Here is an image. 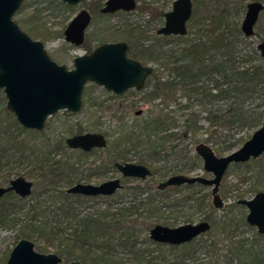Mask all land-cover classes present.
Masks as SVG:
<instances>
[{"label": "trees", "instance_id": "16d2710c", "mask_svg": "<svg viewBox=\"0 0 264 264\" xmlns=\"http://www.w3.org/2000/svg\"><path fill=\"white\" fill-rule=\"evenodd\" d=\"M101 1L94 0L91 7L93 11L98 10ZM47 6L52 9L68 8L61 0H48ZM24 7L25 5H21L18 13ZM242 8L243 4L241 10ZM39 12V8H34L27 18L21 19V22L26 24V32L29 35L44 38L46 34L37 29L36 25H33ZM230 16V8L227 3H217L213 7L203 8L201 4L194 1L191 17L187 23L189 30L187 29L186 34L192 33L190 38H187L186 34L165 37L153 33L152 39L148 41L147 36L142 35L141 31L138 34H130L133 37L127 33L126 36L131 38L129 40V55L145 63L149 61L156 63L154 72L148 77L144 86V88L150 87L148 92H144L142 89L135 93L140 94L142 92L145 94L143 97L145 100L150 101L159 98L161 102L170 103L169 100L173 98L172 95L182 92L187 99H185L184 104L180 105L181 110L185 112L187 109L197 106L199 111L198 113L186 111L182 119L179 120L181 124L177 125L178 130L174 129L176 128L175 118L170 115L172 109L167 108L168 103L164 104L168 113H164V108H162L153 115H151L152 112H149L146 117H140L137 123L131 125L117 122V135L110 139L112 148L124 146L133 141L139 146L144 145L150 149L161 150L168 138L179 137L182 139L189 138L193 145L206 142L212 146L216 154L220 155L236 144L239 139L228 142L216 129L217 125L252 127L262 123L264 120V59L254 46L247 44L250 37L243 35L239 22L230 20ZM206 22L210 27L206 29L207 35H203L201 30L204 29ZM103 40L99 39V42ZM163 69L168 72L166 77L161 76ZM83 96V102H86L84 92ZM255 96L261 98L260 103L257 106H249L251 104L248 102L249 99ZM260 106L262 108L258 109ZM202 111L206 112L205 119L210 126V130L206 131L205 138L199 137L200 130L203 128L199 120V113ZM12 127L17 132L10 131L9 129ZM27 133L29 136L25 135ZM48 139V135L41 131L22 127L11 112L7 111L5 107L1 108L0 165L2 161L10 163L13 160L16 164L20 162L33 163L29 172L25 174L33 175V172H36V181L41 180L46 188H54L56 179L62 174L67 175L69 182H80L81 179H88L97 172L98 166L79 169L81 164L72 160L71 156L74 153L87 156L91 151L97 149L89 152L69 149L63 139H58L54 142V147H60L68 154H64L56 160L52 149H49ZM242 141L244 142L245 139ZM174 148L175 146H171V149ZM262 157L251 159L250 162L259 164L258 162ZM192 158L194 165L199 166L200 157L194 153ZM116 159L117 157H112V160L103 163V167L114 166ZM234 164L242 165L245 163ZM260 168L252 175L254 178L256 177L255 179L260 176L264 177V166ZM151 170L152 175L144 180L123 178L121 180L122 188L111 196H84L90 200L103 199L107 201L112 199L116 203L119 200L122 201L124 196L128 194L130 199L127 203L119 205L115 211H110L114 203L109 201V204L99 211L84 214L68 211L70 207L67 206H58L56 209L50 208L48 205L45 206L53 212L55 221H59L58 216L70 217L71 221L65 227L49 225L43 220V217H46L45 209L39 208L38 204L31 203L27 207V215L22 224L19 225L17 240L26 237L38 243L36 250L49 252L47 247L40 245L41 242L46 241L53 252L64 258L65 264L72 259L92 264H143V254L147 249H142L140 254H137L135 237L140 233H145L143 242L153 243L157 247L161 246L163 243L152 241L146 234L156 222L157 217L153 218V216L159 214L163 203L169 206L179 202L177 197L172 199V203L169 202L173 191L177 193L175 191L177 188L189 189L194 186H203L195 183L157 189L153 184L157 170ZM13 173L20 176L23 174L20 171ZM167 174L168 171L166 170L160 176L163 177ZM4 179L5 183H9L11 180L8 175ZM130 179L135 182L132 185H127V181ZM11 194L13 195V192H8L3 197ZM61 195L62 198L66 199L83 196L68 193L67 189L62 191ZM14 197L16 202L25 199L15 194ZM185 198L190 201L191 206L197 205L198 202L202 205L204 199L201 200V198L191 195H186ZM238 205L237 201H234L228 205L231 207L228 210ZM209 207L214 211V207L210 205ZM232 227L236 231L240 227L252 230L243 215L234 221L233 217L226 214V218L219 229L226 232V228ZM228 234L232 235V232L227 233L226 236ZM96 240L102 242V245L97 247L100 252L90 247ZM211 245L215 244L212 243ZM116 246H128L130 251L134 253L133 257L131 256L123 262L108 258L110 251ZM237 249L241 250L236 255L238 259L245 260L248 264H264V235H259L253 231L251 238L245 240ZM8 253L2 258V264L5 263ZM214 264L221 263L216 260ZM225 264L230 263L225 262Z\"/></svg>", "mask_w": 264, "mask_h": 264}, {"label": "rangeland", "instance_id": "374dc122", "mask_svg": "<svg viewBox=\"0 0 264 264\" xmlns=\"http://www.w3.org/2000/svg\"><path fill=\"white\" fill-rule=\"evenodd\" d=\"M194 1L201 4L203 8L213 7L217 3H227L230 8V20H237L240 24L244 16L246 4L253 0H193V2ZM257 1H260L264 5V0ZM91 2L92 0H86L84 3L80 2L77 5H67L68 8L52 9L47 6L48 0H24L21 5H25V7L18 13L19 8L13 15V19L26 32L27 26L21 22V19L27 18L34 8H39V15H37V20L34 21L33 25H36L37 29L44 32L46 37H32L27 32L26 33L32 39L41 41L44 44L46 52H48L52 59L66 65L68 68H73V58L85 52V45L88 49L94 48L99 42V39H109V41L125 40L129 42L131 38L126 36L127 33L129 35L132 33L138 34L139 31H141L142 35L147 36L148 41L151 40L155 29L163 23V17L160 19L157 15L160 12L163 13L171 9L173 0H137V6L132 12L119 13L111 16L95 15L92 23L86 30L88 40L85 45H71L64 40L62 31L80 8H89ZM242 4L243 8L241 10ZM203 16L205 15L203 14ZM209 27L210 26L206 22L204 29L201 30L203 35H207L206 29ZM59 32L61 34H58ZM186 35L187 38L192 37V33ZM130 36L133 37V35ZM249 37L247 44L254 46L256 49V45L264 40V8L260 12L255 23L253 35ZM143 63L151 65L154 68L156 66V63L153 61ZM167 74V70L163 69L161 76L166 77ZM149 89L150 87L148 86L143 88V91L148 92ZM83 92L86 102H83V107L79 112L72 113L66 110H60L55 115L48 117L45 127L40 130L43 134L48 135V142L50 143L49 149H52L53 156L56 160L60 159L64 154H68L65 153L64 149L54 147V142L56 140L63 139L64 141L66 137L72 134L87 131L101 132L106 135L108 145L105 148L91 151L87 156H81L79 153L71 154L72 160L81 164L79 169L98 166L96 173L92 174L88 179H81L80 182L98 184L115 177H121L114 166L103 167V163L112 160V157H117L116 161L119 162L139 163L146 165L150 169H156L157 173L154 177L155 181H153L154 186L166 177L178 173L189 176L202 175L207 178L213 176L211 173L203 170L201 158L199 166L194 165L192 156L196 153V145H193L189 138L182 139L179 137H170L166 140L167 142L164 143L161 150H154V148L150 149L144 145L139 146L133 141L129 142L127 145L116 148L110 146V139L117 135V122L127 125L137 123L140 117H146L149 112H152L151 115H153L157 110L164 108V104L168 103L167 101H165V103L164 101L161 102L159 98L150 101L145 100L143 98L145 94L142 92L137 94L133 91L126 92L116 97L111 91H107L102 86L92 82H88L85 85ZM172 97L173 98L169 100L170 103H168L167 108L169 110L172 109L170 115L175 118L176 128L174 129L178 130L177 125L181 124L179 120L182 119L184 113L186 111H195L198 113L199 108L194 106L183 112L180 105L185 103L187 97L182 92H177L172 95ZM260 101L261 98L255 96L249 99L248 102L251 103L249 106H257ZM5 102L4 93L0 90V110L4 108ZM261 108L260 106L258 109ZM168 109L164 108L163 112L168 113ZM137 110H141L139 115L135 114ZM205 115L206 112L204 111L199 113V120L203 126L200 130V138H205L207 132L210 130ZM260 125L252 127H228L225 125H217L216 129L219 130L218 132H220L222 137L228 140V142L239 140L230 149H226L220 155L215 154L222 156L237 149L243 144L242 140L248 139ZM9 130L17 132L13 127ZM25 135L29 136L28 133ZM208 145L212 148L210 144ZM171 146H175V148L171 149ZM14 161L15 160L10 163L1 162L0 185L8 184L4 182V178L7 175L9 179H13L20 176L15 175L13 172L20 171L23 173L21 174L23 177L33 182V192L20 202H16V198L14 197L15 193L0 199V264H2V258L10 251L14 243L17 242L19 225L22 224L23 219L27 215V207L31 203L34 205L38 204L39 208L45 209L46 217H43V220L53 227H65L71 220L70 217L63 218L58 216L59 221H55L53 212L45 207L47 205L54 209L58 208V206H67L70 207L68 211L84 214L86 212L99 211L105 205L109 204V202L114 203L112 199L107 201L103 199L90 200L84 196L75 199L62 198V191L66 190L77 181L69 182L67 175L62 174L56 179L54 188H46L41 180L36 181V172H33V175L25 174L29 172L33 163H31L32 165L30 163L26 164L25 162L16 164ZM258 163L259 164H255L248 161L242 165H235L234 163L229 165L220 183L219 194L224 204L219 210L214 209V211H212L209 207V205L213 207L211 202V188L209 186H194L189 189L179 187L175 190L177 193L173 191L171 201L169 202L172 203V199L176 197L179 202H175L169 206L163 203L161 210L158 212L159 214L157 213V216H153V218L157 217V219H155V224L175 227L187 222L196 223L205 219L210 223L211 229L198 236L192 242L175 247H171L167 244H161V246L157 247L153 243L143 242L145 233L138 234L135 237L137 240V246L135 248L136 253L140 254L142 249H147L145 254H143V264H214L216 260H219L221 264H225V262L230 264H248L247 261L238 259L236 255L241 250L237 248H240L245 240L251 238L254 230L252 231L240 227L239 230L236 231L235 228L232 227L230 229L226 228V232H223L219 228L226 218V214L233 217L235 221V219H239L241 215L245 216L247 213V209L243 205H238L235 208L233 207L231 210H228L231 208L230 206L229 208L228 205L238 199L251 198L257 191H264V177L260 176L258 179H255L256 177L254 178L252 176L257 169H261L260 167L264 166V157H262ZM166 170L168 174L161 177ZM134 182L135 181L130 179L127 181V185H132ZM186 195L198 197L201 198V200L204 198L202 205L198 202L197 205L191 206L189 204L190 201H187L185 198ZM129 199V195L126 194L122 201L119 200L114 203L110 211H115L116 207L126 204ZM148 232L146 234H149ZM229 232H232V235L228 234L226 236ZM241 240L244 241L241 242ZM34 243L35 249L38 248V243L35 241ZM212 243L215 245H211ZM40 245L47 247L49 252H53L46 241L41 242ZM100 245H102L101 240H96L93 246L90 247L99 250L97 247H100ZM133 255L134 253L130 251L128 246H116L110 251L108 258L123 262L131 256L133 257Z\"/></svg>", "mask_w": 264, "mask_h": 264}, {"label": "water", "instance_id": "95a60500", "mask_svg": "<svg viewBox=\"0 0 264 264\" xmlns=\"http://www.w3.org/2000/svg\"><path fill=\"white\" fill-rule=\"evenodd\" d=\"M24 0H0V90L6 99L5 109L11 112L24 128L40 131L45 127L47 118L60 110L72 113L83 107L82 93L87 82L102 86L105 90L119 95L130 88L140 90L154 68L142 64L128 55L129 45L125 41L102 43L90 53L73 58V68L52 60L39 40L32 39L13 19ZM67 5H77L82 0H61ZM134 0H106L101 12L132 10ZM263 3L257 0L246 4L240 30L244 36L254 33V26ZM192 13V0H174L171 9L164 14V23L156 30L159 35H185L186 23ZM90 22V15L80 9L66 24L62 34L64 40L74 46L82 44L84 32ZM264 59V40L257 45ZM141 110L135 111L139 115ZM69 149L89 152L107 146L106 135L101 132H83L65 138ZM196 154L202 159V167L211 173V178L202 175L189 176L173 174L156 184L157 189L170 186L199 183L211 187V202L215 209H221L224 201L219 194L222 177L233 163H246L264 154V120L251 136L237 149L226 155L218 156L206 143L195 146ZM114 167L122 178L144 180L151 176L149 167L132 162H114ZM120 177L98 184L76 182L68 193L83 196H111L122 188ZM33 182L23 176H17L7 185H0V199L8 192L21 198L32 193ZM237 204L247 209L246 221L264 234V191H257L251 198L238 199ZM210 224L206 220L198 223H185L171 227L154 224L149 230L152 241L179 245L186 243L208 231ZM64 258L55 252H41L26 237L19 238L8 253L4 264H64ZM66 264H92L79 260H69Z\"/></svg>", "mask_w": 264, "mask_h": 264}, {"label": "flooded vegetation", "instance_id": "af4514ba", "mask_svg": "<svg viewBox=\"0 0 264 264\" xmlns=\"http://www.w3.org/2000/svg\"><path fill=\"white\" fill-rule=\"evenodd\" d=\"M86 0H82L81 1V3H84ZM105 1L106 0H102L101 1V6L98 8V10L95 12V11H93L92 10V6H93V4H94V0H92V2H91V5L89 6V8H85V7H82V8H80V9H85L88 13H89V15H90V22H89V24H88V26L86 27V29H85V32H84V39H83V42H82V44L81 45H85V43H86V41L88 40L87 39V35H86V30L88 29V27L90 26V24L92 23V21H93V18H94V16L95 15H100V16H111V15H114V14H119V13H129V12H132L135 8H136V6H137V0H134L135 1V7H134V9H132V10H122V9H119V10H116V11H114V12H108V13H103V12H101V8L104 6V3H105ZM174 1V0H173ZM192 4H193V0H192ZM67 5V4H66ZM172 6V5H171ZM170 10V9H169ZM168 10V11H169ZM168 11H164L163 13L162 12H160L158 15H157V17L158 18H162L163 17V23H164V14L166 13V12H168ZM163 23H162V25H163ZM188 23V22H187ZM187 23H186V26H187ZM162 25H160L159 27H161ZM158 27V28H159ZM154 28V27H153ZM158 28H156L155 29V34L156 35H158V36H165V37H169V36H177V35H159V34H157L156 33V30L158 29ZM187 29H188V26H187ZM117 41H125V40H115V41H109V39H107V40H103L102 42H98L97 43V45L96 46H98L99 44H102V43H108V42H117ZM125 42H127V41H125ZM128 43V45H129V49H130V44H129V42H127ZM70 44V43H69ZM72 45V44H71ZM80 46V45H79ZM95 46V47H96ZM85 47V52L83 53V54H88V53H90L94 48H91V49H88L87 48V46L85 45L84 46ZM48 53V52H47ZM82 55V54H81ZM128 55H129V50H128ZM50 56V55H49ZM130 56V55H129ZM131 57V56H130ZM50 58H51V56H50ZM133 58V57H132ZM52 59V58H51ZM135 59H137V58H135ZM52 60H54V59H52ZM137 60H139V59H137ZM55 61V60H54ZM142 64H144L141 60H139ZM55 62H57V61H55ZM58 64H62V63H59V62H57ZM64 65V64H63ZM146 65V64H145ZM66 66V65H65ZM153 67V66H152ZM66 68H68L67 66H66ZM154 68V67H153ZM68 69H71V68H68ZM153 72H154V70H153ZM152 72V73H153ZM151 73V74H152ZM150 74V75H151ZM149 75V76H150ZM148 76V77H149ZM148 77H147V79H148ZM147 79H146V81H147ZM146 81H145V84H146ZM88 83V82H87ZM86 83V84H87ZM85 84V85H86ZM145 86V85H144ZM84 88H85V86H84ZM144 88V87H143ZM142 88V89H143ZM142 89H140V90H142ZM84 91V90H83ZM129 91H133V92H137V91H139V90H136V89H134V88H130V89H127L126 91H124L122 94H119V95H116V94H114V95H116V97L117 96H120V95H123V94H125L126 92H129ZM82 96H83V93H82ZM82 102H83V100H82ZM65 111V110H64ZM55 115V114H54ZM53 116V115H52ZM78 134V133H77ZM104 134V133H103ZM65 140V139H64ZM96 149V148H95ZM93 150V149H92ZM214 151V150H213ZM262 155H264V154H262ZM262 155H260L259 157H261ZM259 157H257V158H259ZM257 158H255V159H257ZM251 160V159H250ZM249 160V161H250ZM152 171V170H151ZM152 175V174H151ZM121 178V180L123 179L122 177H120ZM122 182V181H121ZM221 183V182H220ZM199 184V183H198ZM202 185V184H201ZM180 186V185H179ZM204 186V185H203ZM211 188V187H210ZM219 189H220V185H219ZM219 192V191H218ZM221 196V195H220ZM215 209V208H214ZM248 212V211H247ZM246 215H247V213H246ZM246 215L244 216V218H245V221H246ZM205 220V219H204ZM202 221V220H201ZM207 221V220H206ZM200 222V221H199ZM187 223H189V222H187ZM196 223H198V222H196ZM246 223L251 227V229H252V231L254 230V232H256L257 234H259V235H264V234H261V233H259L258 231H257V227L256 226H254V225H250L247 221H246ZM210 224V223H209ZM211 229V225H210V228H209V230ZM207 232V231H206ZM205 233V232H204ZM204 233H202V234H204ZM201 235V234H200ZM199 235V236H200ZM198 237V236H197ZM197 237H195V238H193L192 240H190V241H188V242H186V243H183V244H179V245H184V244H187V243H189V242H192L193 240H195ZM167 245H169V244H167ZM179 245H172V246H179Z\"/></svg>", "mask_w": 264, "mask_h": 264}]
</instances>
